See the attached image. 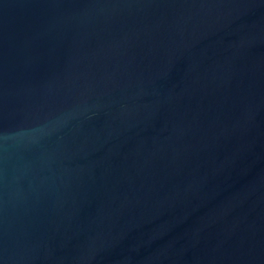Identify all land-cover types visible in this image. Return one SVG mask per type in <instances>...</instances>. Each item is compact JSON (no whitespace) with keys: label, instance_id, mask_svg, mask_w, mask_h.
<instances>
[{"label":"water","instance_id":"1","mask_svg":"<svg viewBox=\"0 0 264 264\" xmlns=\"http://www.w3.org/2000/svg\"><path fill=\"white\" fill-rule=\"evenodd\" d=\"M0 264H264V0H0Z\"/></svg>","mask_w":264,"mask_h":264}]
</instances>
